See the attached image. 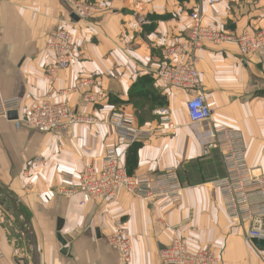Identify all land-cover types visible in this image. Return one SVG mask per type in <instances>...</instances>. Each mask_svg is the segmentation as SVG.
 <instances>
[{"label":"crops","instance_id":"0c3cea01","mask_svg":"<svg viewBox=\"0 0 264 264\" xmlns=\"http://www.w3.org/2000/svg\"><path fill=\"white\" fill-rule=\"evenodd\" d=\"M73 1L91 8L86 19L74 20L67 0H0V91L22 103L17 118L0 117V264L33 261L13 200L34 232L40 264H121L118 250L107 242L119 231L131 243V264H163L161 252L175 238L185 239L190 253L209 251L215 264H264V241L249 240L248 226L231 220L223 209L215 185L224 176L223 166L216 152L203 156L190 128V95L164 86L158 78L162 51L186 40L194 12L201 13L204 25L239 36L264 29V0L216 5L205 0ZM62 27L73 37L72 61L67 70L51 76L48 71L57 56L48 46L49 36ZM263 54L242 59L234 43L207 44L198 53L213 121L242 133L249 166L257 175H264ZM82 82L91 84L79 88ZM136 85L146 92L137 100L149 97L150 104H158L159 97L176 129L158 115L163 109L159 105L139 122L131 100ZM86 93L99 95L100 103L82 106ZM48 97L97 122L62 132L27 124ZM119 109L134 111L150 135L134 143L120 137L109 124ZM112 147L131 175L155 176L175 169L185 189L183 200L160 209L162 201L150 203L127 193L115 201L57 193L67 187V178L76 182L86 167L98 166ZM58 220L63 221L60 234L66 246L58 239Z\"/></svg>","mask_w":264,"mask_h":264},{"label":"built area","instance_id":"2783aa9c","mask_svg":"<svg viewBox=\"0 0 264 264\" xmlns=\"http://www.w3.org/2000/svg\"><path fill=\"white\" fill-rule=\"evenodd\" d=\"M79 19H86L91 8L67 0ZM209 5H216L224 0H205ZM189 34L183 42L169 46L162 51L164 61L158 70L160 82L168 87L180 89L190 95L187 112L190 128L193 131L203 156L208 157L216 152L221 160L224 176L215 181L220 191L223 209L231 219L247 225V237L252 241H264V175L255 174L249 166L247 144L238 130L213 121V111L202 87L199 71V51L207 44L223 46L236 44L242 59L264 50V29L259 32H245L239 36L216 31L203 24L202 15L194 12ZM49 48L56 54L57 63L48 73L53 76L59 71L67 70L71 65L73 37L64 27L54 30L49 36ZM181 62L173 64L174 59ZM264 61V54L262 55ZM80 83L79 88L90 85ZM101 97L93 93L83 95L82 106L100 103ZM21 99L5 98L0 91V117H6L21 109ZM170 129L177 127L171 119L168 108L157 111ZM93 118H84L71 111L63 103L52 102V98L44 99L29 115L27 124L45 132H62L80 123L94 124ZM120 137L130 143L144 140L150 131L140 127L136 114L132 110H115L109 119ZM1 164V163H0ZM67 187L57 191L65 197L82 194L87 200L115 201L123 193L140 198L146 202L162 201L160 209L177 205L183 200L184 186L175 169H166L158 175H131L121 164L120 154L114 147L108 148L98 166H88L74 182L73 177L66 179ZM41 202L45 198L39 196ZM81 205H85L82 202ZM108 244L119 252L121 264H131L132 247L124 231L116 232L108 238ZM163 264H215L216 259L209 251L190 253L187 242L175 238L172 245L161 252ZM4 259L0 252V261Z\"/></svg>","mask_w":264,"mask_h":264},{"label":"water","instance_id":"95a60500","mask_svg":"<svg viewBox=\"0 0 264 264\" xmlns=\"http://www.w3.org/2000/svg\"><path fill=\"white\" fill-rule=\"evenodd\" d=\"M72 18L74 20H76V21L79 20V18L76 15H73ZM9 115H14L15 118H17V112H12ZM13 203H14L15 209L21 215V218H22V220L24 222L23 226L27 230L26 231L27 238L29 239V243H30V245H31V247L33 249V261H32V264H40L39 252H38V247H37V241H36V237L34 235V232H33L32 228H31V225H30L26 215L22 211H19V209L17 207V203L14 200H13ZM62 227H63V221L62 220H58V229H57V231H58V239H59V241L61 242V244L63 246H66L67 243H66V241L63 239V237L60 234V232L62 230Z\"/></svg>","mask_w":264,"mask_h":264},{"label":"trees","instance_id":"16d2710c","mask_svg":"<svg viewBox=\"0 0 264 264\" xmlns=\"http://www.w3.org/2000/svg\"><path fill=\"white\" fill-rule=\"evenodd\" d=\"M138 96H146V92H145L143 87L136 85L131 91V100L134 101V106H135V110L137 111V116H138L139 122L143 123L144 119H145L144 117L146 115L148 116L150 114V112L154 111L158 105L162 106L163 104L159 101V97L156 98V100H157L156 102H158V104H150V98L149 97L146 100H143V99L137 100ZM140 98H142V97H140ZM147 105H149L150 110L147 111L148 110L147 109L144 111V108H146ZM140 112H141V116L138 115Z\"/></svg>","mask_w":264,"mask_h":264},{"label":"rangeland","instance_id":"374dc122","mask_svg":"<svg viewBox=\"0 0 264 264\" xmlns=\"http://www.w3.org/2000/svg\"><path fill=\"white\" fill-rule=\"evenodd\" d=\"M150 110V108H148V110L147 111H149ZM137 112V111H136ZM138 115H140L141 116V114H138ZM216 159V164H215V166L217 167V168H215L216 169V173H217V176L218 177H220L221 175H222V170H221V165H220V162H219V159H217V158H215Z\"/></svg>","mask_w":264,"mask_h":264}]
</instances>
